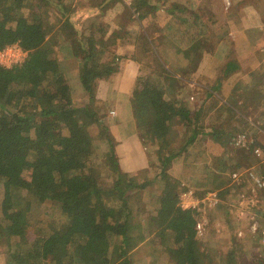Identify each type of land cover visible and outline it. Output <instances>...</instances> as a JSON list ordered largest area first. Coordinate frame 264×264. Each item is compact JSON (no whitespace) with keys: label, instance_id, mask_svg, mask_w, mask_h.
I'll return each mask as SVG.
<instances>
[{"label":"trees","instance_id":"obj_1","mask_svg":"<svg viewBox=\"0 0 264 264\" xmlns=\"http://www.w3.org/2000/svg\"><path fill=\"white\" fill-rule=\"evenodd\" d=\"M161 1L164 0H95L90 9L93 12L86 14L113 16L112 22L107 19L96 26L95 16L90 21H72L67 0H0V50L18 44L26 52L23 63L11 68L0 65V258L4 264H70L68 258L78 264H135L132 252L146 241L149 232H141L138 225L130 222L129 191H143L149 185H161V181L165 185L172 159L165 150L170 147V123L176 115L193 126L178 153L201 135L220 143L237 131L246 133L243 131L249 124L244 119H240L239 126L237 122L232 124L235 114L230 110L227 122L212 127L209 133L202 132L196 123L204 114L203 102L197 107L183 104L176 109L177 100L165 99L154 80L138 75V96L132 106L136 130L142 145L155 147L161 166L153 178L141 184L120 169L97 92L104 80L120 70L124 56L117 54L120 45L116 39L129 27L127 24L138 22L139 34L152 45L145 29L158 32L162 39L166 31L185 46L182 49L178 43L173 44L182 64L187 65L182 73L172 75H178L180 80L198 73V66L188 67L192 59L212 57L210 35H201L206 26L200 12H189L175 0L160 7ZM160 8L167 16L159 12ZM261 31L256 27L246 30L254 52L262 46ZM128 33L124 35L125 42L135 37L132 46L136 47V36ZM53 38L57 39L55 50L50 44ZM65 45L66 56H62L59 50ZM107 51L111 57L105 56ZM125 59L138 62L136 56ZM237 69V63L228 62L221 74L229 77ZM214 71L210 67V72ZM70 77L75 78L76 84L70 82ZM252 82L254 86L264 85V75H256ZM73 85L80 89L79 96L74 97ZM221 89L223 85L217 80L206 90V98H213ZM93 126L101 127L97 135L90 132ZM104 142L108 149L99 161L96 154ZM255 147L258 148L257 142H251L240 150L241 158L255 157ZM215 162L211 159L200 172L211 179V190L228 182L227 171ZM239 166L241 163L236 168ZM184 174L183 179L190 182ZM105 177L111 178L110 185H106ZM173 190L164 192L162 197L174 200L172 211L159 212L156 219L149 216L147 229H162L165 239L172 236L174 248L169 257L173 264H199L196 221L192 212L180 208L179 195ZM109 199L112 206L108 205ZM44 202L45 207L41 204ZM38 206L45 208L41 220L32 213ZM177 207L189 215H179L174 211Z\"/></svg>","mask_w":264,"mask_h":264},{"label":"rangeland","instance_id":"obj_2","mask_svg":"<svg viewBox=\"0 0 264 264\" xmlns=\"http://www.w3.org/2000/svg\"><path fill=\"white\" fill-rule=\"evenodd\" d=\"M67 1L68 4L70 3V11L72 10L70 14L72 21H90L95 16L94 14H86L93 12L90 9L94 6L95 0ZM175 1L182 3L189 12H192V5L198 4V1L191 0ZM229 1V5L224 0H215L212 3L208 2L206 4L207 6L209 5V10L215 13H213L214 18L217 20L215 26H211L212 29L206 26L205 32L203 33L204 36L210 35L211 42L209 51H211L212 57H204L202 55L203 57L201 59H192L188 67L190 69H196L198 66L196 71L198 73L195 75L191 73V78L186 77L180 80L178 75L172 76L174 73H182L181 70L187 65L182 64L181 56H179L180 53L178 54L176 49L173 48V43L168 39H162L158 32L153 33L145 29L147 38L149 41L151 40L152 45L148 41H145L144 37L139 34V30L136 29L138 22H133V24L128 23L127 25L129 27L124 28V33L116 39L118 42L116 43L120 45V48L116 50L117 54L122 57L124 56L120 61V66L126 61V56H136L138 59L136 63L139 68L138 75L147 76L154 80L162 88L165 99L170 100V102L177 100L174 108L178 109L183 104H186L188 107H197L203 102L204 114L201 120L196 123L197 129L204 133H209L212 127L227 122L229 110L233 111L235 117L233 118L232 124L237 122V126H239L240 119H244L249 124L243 131L246 133L241 132L239 134L248 136V146L251 142H257L258 148L262 151L260 157L254 155L255 157H251L249 160L246 159L247 157L242 159L240 150L243 148L231 146L230 139L225 138L220 143H216L210 136L201 135L195 140V143L189 144L185 147L184 151L178 153L184 141L191 135L193 126H190L188 121L177 114L170 123V147L168 146L165 150V153L171 154L172 156L167 175L165 176V185H162L161 181V185H149L148 189L143 191L136 189L129 191L132 204L130 222L133 225H138L141 228V232L143 230L149 232L146 235V241L132 252L135 264H173L169 257L174 248L172 236H167V239H165L161 234L162 229L159 228H153V231H149L147 227L150 225V222L147 219L149 216L156 219L159 212L169 214L172 211L174 200L166 197L162 199L164 192H169L174 189L173 191L180 196L183 188H190L195 191V197H199L210 191L211 179L200 172L204 169L203 166L208 164L211 159L212 162L218 159V162H215L218 168H223L225 172L227 171L225 180L228 182L219 190L222 201L221 208L209 210L206 207H200L198 211L187 209L190 213L192 212L191 216L194 217L195 221L205 220L203 233L201 235L196 234L195 237L196 246L201 253L199 264H264V245L261 242V229L264 225V190L252 189L256 186L244 177L241 186H235L230 179L232 172L242 169L247 170L249 168L252 169L257 177L264 179V85L254 86L252 82L256 75H264V0ZM169 2L171 0H164L158 5L162 3L169 4ZM160 7L162 6L160 5ZM206 8L207 10L203 12L210 15L208 7ZM228 17L229 23L232 25L231 27L226 20ZM107 19H111L112 22L113 16L110 17V14L107 18L106 16L103 18L95 16L93 22L98 26ZM257 26L262 30V46L257 52H254L250 48L247 40L246 30ZM112 28H114L113 24ZM148 29L150 28L148 27ZM129 31L138 40L136 47L132 46L133 38H135L132 35V40L125 42L127 38L124 35L129 34ZM140 31L142 30L140 29ZM142 34H144L143 31ZM56 40V38H53L50 41L53 50L56 48ZM184 47L182 45L181 48L184 49ZM65 51L66 45L59 50L62 56H66L64 55ZM193 53L194 51L189 52L190 55H193ZM110 55L108 51L105 54V56L111 57ZM160 62L163 66H160ZM228 62L237 63L238 69L229 75V77H223L221 71ZM210 67L215 68V71L211 73ZM74 79V77H70V82L72 81L73 83ZM217 80L222 83L223 89L218 94H215L213 98H206V90H209V87L214 85ZM256 80L257 78L254 79V82ZM106 85L102 83L98 86L97 97L100 101V112L105 115L104 125L111 128L109 129L111 130L110 134L115 138L114 136L120 131L121 123L118 122L119 120L117 121L116 116L111 120H108L106 117L107 102L112 99L110 94L107 95L104 93ZM72 90L74 97L79 96V88L76 89V86L73 85ZM135 92L134 85L131 99H128L130 100V105L129 103H125L123 106L129 110L128 115L133 114L134 122L137 120L132 106L135 105L133 101L137 100L138 96ZM152 119L153 117H150L151 121ZM100 128L98 126L91 127V134L97 135ZM123 132L128 134L124 129ZM235 134L233 133L234 136ZM114 144L116 145V143ZM142 146L145 148L144 153L147 157L146 167L140 168L133 173H126L138 184L145 182L146 179L150 180V178H153L155 176L154 172H158L161 166L160 161H158L154 153L155 147H152L150 144H143ZM107 149L108 143L104 142L96 154L99 161L104 159V153ZM239 162L241 166L236 168L240 164ZM107 164L108 170L111 172V165L108 162ZM188 165L191 167H188ZM171 169L175 173L173 174L175 177L170 174ZM186 171L187 173H185ZM182 173H185L184 176L187 175L190 182H186L183 179ZM104 180L105 182L107 181L106 185H110V177H108V180L105 177ZM176 183H179V186H176ZM241 190H246L247 196L252 193L255 195L250 196L254 197L257 203L256 207L248 205L247 208L242 209L244 206H238L237 198ZM41 204L44 206L46 203ZM108 205L112 206L110 199ZM44 210L42 206H38L32 213L37 219L41 220ZM174 211L181 216L188 214L187 211H181L178 207ZM254 222L256 223V231L253 233L251 227ZM138 231L139 228L135 229V232ZM67 261L70 264H78L70 258ZM0 264H4L1 258Z\"/></svg>","mask_w":264,"mask_h":264},{"label":"crops","instance_id":"obj_3","mask_svg":"<svg viewBox=\"0 0 264 264\" xmlns=\"http://www.w3.org/2000/svg\"><path fill=\"white\" fill-rule=\"evenodd\" d=\"M212 1H215V0L198 1V4L192 5V8H191L192 11H195L198 13L200 12V16L202 17V20L204 21L203 23L204 24L206 23L205 26L211 29L213 26H215V24L217 23L216 22L217 20L214 18L215 13L211 12L209 10V5L207 6L206 4L208 2L212 3ZM206 7H208V11L210 12V15H208V13L206 12L203 13V10L205 11L207 10ZM159 12L162 13V15L165 17L166 13L163 8H160ZM226 20H227V23L230 22L229 17L226 18ZM208 21H211V22H208ZM142 25L143 27L145 26L144 22L142 23ZM165 25L166 24H163V26ZM231 26L232 25H230V27ZM256 28H260V27L257 26ZM163 32L164 33L162 34L164 35V39H168L173 44L178 43V45H180V42H177L176 39H172L173 37L170 34L166 33V31H163ZM201 35H203V33ZM138 74H139V68H138L137 63L132 59H126V61H124V63L121 64L120 70L118 73L111 76L107 81L104 80L102 82L105 85L107 84L105 87L104 93L107 95L110 94V97L112 98L107 102V111H106L107 116L106 117L108 118V120L109 119L111 120L113 117L116 116L117 121L119 120L118 122L121 123V126L119 125L120 126L119 133H117V135L114 136L115 138H113L112 136L111 137L113 141L115 139L114 141V143H116L115 152H116V155L119 161V166L121 170L125 173H133L140 168L146 167L147 165V157L144 153L145 148H143L140 138L138 136V133L136 130V122H134L133 117H132L133 114L131 113V115H128L129 110H127L126 107H123L125 103H129L130 105V100L128 99H131L132 90L136 83V78ZM107 127L108 129H111L109 126ZM123 129L127 131L128 134L123 132ZM110 131L111 130H109V133ZM170 174L171 175L175 174L172 169L170 171ZM170 174L168 173V175ZM218 190H221V188ZM221 207H222V201L217 206L213 207L210 210H216Z\"/></svg>","mask_w":264,"mask_h":264},{"label":"built area","instance_id":"obj_4","mask_svg":"<svg viewBox=\"0 0 264 264\" xmlns=\"http://www.w3.org/2000/svg\"><path fill=\"white\" fill-rule=\"evenodd\" d=\"M131 0H127L129 3ZM228 5L230 4L229 0H224ZM264 50V49H263ZM261 50V51H263ZM26 56L18 44H13L5 47L3 50H0V65L5 68H11L13 65H19L23 63ZM231 146L236 148L246 149L248 147V136L245 134H238L233 136L230 140ZM254 155L260 157L262 151L260 148H255L253 151ZM243 177L251 181L256 187L252 189H263L264 190V179L257 177L251 168L247 170L234 171L230 174V179L235 186H241L243 184ZM255 196L253 193L250 194ZM247 196L246 190H241L237 198V204L239 207L247 208L248 205L256 207V201L254 197ZM179 206L182 210H200L199 208L206 207L207 209H212L221 202V195L219 190H210L199 197H195V191L188 188L182 192L179 196ZM205 220L196 221L195 231L197 235H201L204 231ZM253 233L256 231V223L252 225ZM261 242L264 245V225L261 229Z\"/></svg>","mask_w":264,"mask_h":264}]
</instances>
